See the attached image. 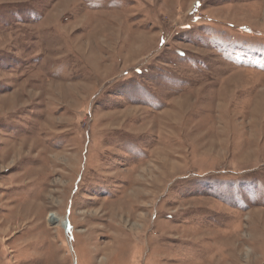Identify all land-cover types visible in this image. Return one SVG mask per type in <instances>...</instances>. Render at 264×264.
<instances>
[{
  "label": "rangeland",
  "instance_id": "1",
  "mask_svg": "<svg viewBox=\"0 0 264 264\" xmlns=\"http://www.w3.org/2000/svg\"><path fill=\"white\" fill-rule=\"evenodd\" d=\"M0 264H264V0H0Z\"/></svg>",
  "mask_w": 264,
  "mask_h": 264
},
{
  "label": "bare ground",
  "instance_id": "2",
  "mask_svg": "<svg viewBox=\"0 0 264 264\" xmlns=\"http://www.w3.org/2000/svg\"><path fill=\"white\" fill-rule=\"evenodd\" d=\"M69 221V220H68ZM50 224L51 225H55V224H58V223H61V225H65V224H63V223H66L67 221H66V219L64 218V219H62L59 215H57V214H52V215H50ZM69 224H70V221H69ZM70 227H71V225H70ZM71 230H72V227H71Z\"/></svg>",
  "mask_w": 264,
  "mask_h": 264
},
{
  "label": "built area",
  "instance_id": "3",
  "mask_svg": "<svg viewBox=\"0 0 264 264\" xmlns=\"http://www.w3.org/2000/svg\"><path fill=\"white\" fill-rule=\"evenodd\" d=\"M66 221H67L66 223H63V224H65L64 226L61 225V223H58V224L61 225V227L64 229L65 234L69 237V233H70V231H71V227H70V224H69L68 218L66 219ZM58 224H57V225H58Z\"/></svg>",
  "mask_w": 264,
  "mask_h": 264
}]
</instances>
